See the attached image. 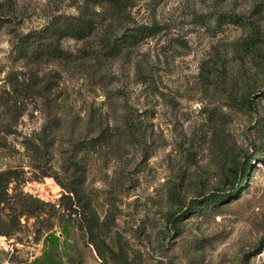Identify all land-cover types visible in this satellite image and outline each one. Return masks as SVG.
<instances>
[{
    "label": "rangeland",
    "instance_id": "374dc122",
    "mask_svg": "<svg viewBox=\"0 0 264 264\" xmlns=\"http://www.w3.org/2000/svg\"><path fill=\"white\" fill-rule=\"evenodd\" d=\"M0 264H264V0H0Z\"/></svg>",
    "mask_w": 264,
    "mask_h": 264
}]
</instances>
